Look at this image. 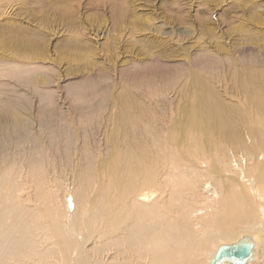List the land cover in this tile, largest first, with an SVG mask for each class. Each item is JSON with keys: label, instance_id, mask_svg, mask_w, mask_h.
<instances>
[{"label": "bare ground", "instance_id": "bare-ground-1", "mask_svg": "<svg viewBox=\"0 0 264 264\" xmlns=\"http://www.w3.org/2000/svg\"><path fill=\"white\" fill-rule=\"evenodd\" d=\"M37 70L4 72L32 85ZM80 91L74 100L82 105L70 113L99 125L101 91ZM49 93L0 95V264H210L221 246L242 239L253 252L246 264H264V160H257L264 130L250 147L235 142L249 163L238 172L241 164L233 169L230 149L202 141L193 130L187 160L175 157L174 134L167 142L139 141L126 115L125 140L109 155L106 147L103 172L100 152L72 143L57 123L59 98ZM256 101L255 124H264V98ZM206 106L220 135L239 136L223 109L210 100ZM204 144L220 151L208 163L210 171L200 167ZM57 149L75 182L63 185L54 177L58 167L51 152Z\"/></svg>", "mask_w": 264, "mask_h": 264}, {"label": "rangeland", "instance_id": "rangeland-1", "mask_svg": "<svg viewBox=\"0 0 264 264\" xmlns=\"http://www.w3.org/2000/svg\"><path fill=\"white\" fill-rule=\"evenodd\" d=\"M17 67L37 68L34 84L5 75ZM80 90L101 91L99 125L70 113L82 105L74 100ZM39 93L59 98L57 123L72 143L100 152L103 172L106 147L109 155L125 140L126 115L139 141L167 142L174 134L175 157L187 160L193 130L202 141L230 149L240 172L249 163L235 142L250 147L264 130L255 124L256 97L264 98V0H0V95ZM206 100L224 110L238 137L219 134ZM201 150L207 156L200 167L210 171L220 151L211 144ZM59 154L51 152L54 177L63 185L75 182Z\"/></svg>", "mask_w": 264, "mask_h": 264}, {"label": "water", "instance_id": "water-1", "mask_svg": "<svg viewBox=\"0 0 264 264\" xmlns=\"http://www.w3.org/2000/svg\"><path fill=\"white\" fill-rule=\"evenodd\" d=\"M244 241L242 239L234 244L221 246L210 264H246L253 252Z\"/></svg>", "mask_w": 264, "mask_h": 264}]
</instances>
